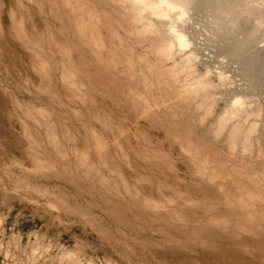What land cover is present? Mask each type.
<instances>
[{
    "label": "bare ground",
    "instance_id": "1",
    "mask_svg": "<svg viewBox=\"0 0 264 264\" xmlns=\"http://www.w3.org/2000/svg\"><path fill=\"white\" fill-rule=\"evenodd\" d=\"M8 3L4 201L80 222L102 264H264V0Z\"/></svg>",
    "mask_w": 264,
    "mask_h": 264
},
{
    "label": "rangeland",
    "instance_id": "2",
    "mask_svg": "<svg viewBox=\"0 0 264 264\" xmlns=\"http://www.w3.org/2000/svg\"><path fill=\"white\" fill-rule=\"evenodd\" d=\"M8 1V4L12 3V0ZM225 104L222 101L219 106L222 108ZM5 106L0 96V108H6ZM12 123L16 131H21L17 122ZM0 124L3 133H7L10 127L9 122L1 119ZM8 135L14 140L12 135L9 133ZM9 149L16 157H22V150L18 148L16 142ZM0 215L5 219L0 225V264H24L31 253L30 245L35 242L36 236L41 237L44 244L51 243L52 247L41 252L36 257V262L31 264H57L54 258L63 250L77 248L82 252L83 257H93L98 264H102L106 258L118 259V255L95 232L80 222L64 216L65 220L61 222L58 218L56 219V214L42 205L22 201L14 196L4 201L3 193L0 191ZM14 241H18L20 246H17Z\"/></svg>",
    "mask_w": 264,
    "mask_h": 264
}]
</instances>
